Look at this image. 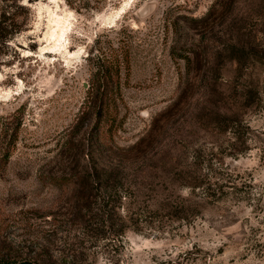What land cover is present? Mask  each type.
Returning <instances> with one entry per match:
<instances>
[{
    "label": "rangeland",
    "instance_id": "1",
    "mask_svg": "<svg viewBox=\"0 0 264 264\" xmlns=\"http://www.w3.org/2000/svg\"><path fill=\"white\" fill-rule=\"evenodd\" d=\"M23 2L19 58L0 56V148L19 128L0 264H264V0ZM99 63L120 71L104 124Z\"/></svg>",
    "mask_w": 264,
    "mask_h": 264
},
{
    "label": "trees",
    "instance_id": "2",
    "mask_svg": "<svg viewBox=\"0 0 264 264\" xmlns=\"http://www.w3.org/2000/svg\"><path fill=\"white\" fill-rule=\"evenodd\" d=\"M31 1V0H30ZM31 16L30 7L23 2V0H0V56L7 55L10 52L11 58H19V53L16 49L12 48L10 42L14 40L17 35L24 32L27 28ZM120 69V68H119ZM120 71L116 69L113 71L112 67L107 66L104 63H99L96 78L98 84L91 86L88 89V97L86 106L87 109H95V114L99 116V124H104L105 119L110 115L109 110L112 105L116 104V83ZM114 103V104H113ZM116 106V105H115ZM117 108V107H116ZM118 111V109H117ZM104 121L101 122V121ZM109 130V129H108ZM108 130H105L107 133ZM19 128L13 131L12 135L8 134V140L0 148V180L7 172L10 159L12 157L13 149L18 141ZM101 133H103L101 131ZM113 168L99 167V179L103 174L108 173L109 176L118 173ZM71 178L61 177L54 178L56 185L69 186ZM111 177L107 179L106 183L99 186V191H102L101 202L102 208L107 209L109 212L117 213L119 209V201L116 200L114 194L118 193L117 187H111V191L108 192L110 186L108 182H111ZM115 191V193H113ZM79 205L89 209L91 211L92 202L89 198L87 200H78ZM88 211V212H90Z\"/></svg>",
    "mask_w": 264,
    "mask_h": 264
},
{
    "label": "bare ground",
    "instance_id": "3",
    "mask_svg": "<svg viewBox=\"0 0 264 264\" xmlns=\"http://www.w3.org/2000/svg\"><path fill=\"white\" fill-rule=\"evenodd\" d=\"M52 22H54L56 24V25L55 24L54 25L57 27L58 30L59 29L61 30V32H62L61 35H63L65 30L68 28V21L64 20L62 18L53 19ZM55 33H56V30H55ZM55 33L53 36H55Z\"/></svg>",
    "mask_w": 264,
    "mask_h": 264
}]
</instances>
